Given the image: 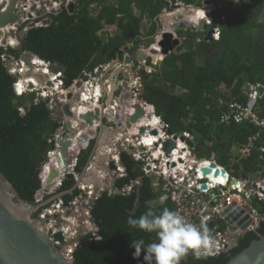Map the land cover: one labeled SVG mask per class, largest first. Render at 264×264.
<instances>
[{"label": "trees", "instance_id": "trees-1", "mask_svg": "<svg viewBox=\"0 0 264 264\" xmlns=\"http://www.w3.org/2000/svg\"><path fill=\"white\" fill-rule=\"evenodd\" d=\"M205 1L217 7L210 15L219 29V39L206 42L202 30L194 32L173 27L183 43L150 73L139 70L143 99L172 134L186 132L193 138L200 150L199 158L210 159L214 155L215 162L227 170L232 168L245 178L260 172L264 179V152L260 151L264 147V133L256 141L251 155L231 166L232 152L244 145L258 129L248 124L219 123L229 102L239 100L244 103L242 88L247 82L263 90L257 113L264 117V0H250V3L218 0L227 1L224 8L215 0H79L72 15L62 6L58 14L50 16L48 26L26 30L22 37L23 51L59 66L63 87L68 89L95 65L102 67L119 60L132 62L137 70L136 52L140 45L148 48L154 43V37L160 31L157 22L161 14L176 4L190 9L193 14L185 22H180L177 17L164 24L180 23L195 28L202 20L195 10ZM172 15L178 13H165L160 20L165 21ZM104 27H115V31L110 34L103 30ZM154 48L157 50L158 46ZM10 56L19 58L15 50L4 53L0 48V172L23 201L35 206L34 196L40 188L39 171L46 159H50L48 144L60 124L51 119L48 100L37 101L35 92L17 95L16 78L6 68ZM93 148L94 141H91L77 161L76 174L83 171ZM120 160L126 174L117 180L116 188L123 189L140 177L142 184L137 181L138 186L141 185L139 192L130 189L128 193L112 196L103 193L98 197L92 206V217L99 231L97 235L84 237L76 246L74 264H144L143 252L139 258H133L131 243L133 239L152 242L154 234L130 228L127 219L138 218L150 208L157 214L164 208L173 211L169 201L157 204L163 183L159 182L154 188L150 178L136 173L140 164L127 154H121ZM47 164V171L54 166L51 159ZM43 177L45 181L46 176ZM74 184L73 176H68L53 195L71 190ZM81 195L82 192L76 189L58 202L67 207ZM51 196L47 195L43 200ZM252 204L258 213L264 212V203L257 204L252 200ZM45 209L47 205L33 218ZM263 235L264 221L255 231L241 236L238 246L229 255L196 259L189 253L180 264H226L251 241ZM54 239L64 242L61 232L55 233Z\"/></svg>", "mask_w": 264, "mask_h": 264}, {"label": "water", "instance_id": "water-1", "mask_svg": "<svg viewBox=\"0 0 264 264\" xmlns=\"http://www.w3.org/2000/svg\"><path fill=\"white\" fill-rule=\"evenodd\" d=\"M78 1L30 0L27 2V0H0V47L11 48L9 40L13 39L16 54L19 55V60L23 62L30 73L34 66L30 60V55L23 51L22 37L26 31L24 28L27 30L36 28L37 20L40 21L41 27L48 26L51 22L50 16L58 14L62 5L72 15ZM204 3L208 4V1ZM225 6L226 3L222 4V8ZM25 9L27 12L24 11ZM184 13L185 11H181L179 15L166 18L165 21L161 22L162 26H165L164 23L168 20L180 17ZM23 18H26V20L24 21ZM214 27L213 23L204 25L202 32L205 35L204 40L206 42L211 41L210 35ZM155 38H158V40L149 47L148 54L142 49L136 52V61L142 62L145 68H150L154 64V57L160 54V59H163L174 53L183 43L176 35L174 36L173 33L168 31H160ZM155 45L159 47L160 52L154 48ZM96 68H98V65L90 67L86 72V76L92 74ZM47 71L50 76L44 71H39L37 76L30 77L35 83L37 82V86H33L29 82L27 89L46 91L47 88H53L55 81H51L50 77L57 76L61 69L59 66L52 64L47 67ZM26 75L23 73L22 78H29V74ZM57 81H62V77L57 76ZM82 84L83 79H79L75 81L71 88L66 90L61 87L59 91H54L53 95L46 99L51 111V119L60 124L63 135L58 140L56 147L53 140L48 144V150H53L56 156L53 162L54 166L50 167L48 171L45 169V166L48 167L47 163L50 162L48 158L40 168V188L34 196V202L37 205L34 206L23 201L12 184L0 172V264H74L73 252L76 246L84 237L89 234L97 235L99 231L92 217L94 202L106 191L110 196L116 193H128V190H119L115 186V180L124 173L125 166L117 155V157H114L115 154L113 153L108 155L104 149L102 151V148L106 146L107 141L112 142V139H114L113 143H120V138L124 139V136H126L122 127L130 130L137 125L139 120L145 118V104L147 103L143 99L144 89L142 87L138 90V94L135 96L136 101L130 106L129 112H123L119 107L128 105L130 102V99H126L128 95L126 92H120L116 98H112L111 96L116 88L111 85V92L108 93V95H111L106 101L100 99L99 103L90 104L89 110L83 113L79 112L80 105L83 103L80 94ZM259 91L260 93L263 92L262 89H259ZM101 92L107 95L103 83ZM129 96L130 98L133 97V93ZM162 124L160 121V125ZM161 130L166 135L172 136L170 129ZM106 133L108 134L107 141H105ZM118 134L119 138H116ZM138 134L157 137L158 130L155 128L146 130V128L141 127L138 129ZM172 139L176 140L177 136L174 135ZM178 139L181 142L185 141L190 144L183 136ZM173 140L155 143L153 147L157 150L159 144L162 148L165 146L166 149H163V152L165 155H169L176 148ZM91 141H94L93 151L83 171L76 174L72 164L78 161ZM104 152L106 153L104 154ZM114 160L117 162V171H112L111 168ZM215 166L214 163H211L210 168L202 169V174L207 175L214 168V175L220 174L224 178L226 176L225 172L223 170L219 172L215 169ZM137 172L141 173V169H137ZM43 176H46L45 181L42 180L45 179ZM68 176H73L75 182L73 188L65 193L53 195ZM76 189H79L82 195L69 205L66 212H63V206L56 211L55 204L58 201L62 202L63 196L71 194ZM201 189L206 190L207 187L202 185ZM137 190H139V187H137ZM47 195L52 196L42 203L39 202ZM46 205L47 209L50 210L49 216L46 219H40V216L45 214V211H41L38 216L33 218V215ZM77 207H80L79 211ZM231 216L225 217L224 221L230 226L236 224L241 230L238 234L231 235L233 240L230 249H233L237 247V241L244 233L253 230L247 229L251 223L247 215L240 220H237V216H232L233 218ZM86 221L89 223L88 228ZM251 225L254 229H257L260 223L258 225L252 223ZM60 230L64 233L63 243L54 241L53 236L50 234L60 232ZM226 264H264V235L251 241L245 249L231 257Z\"/></svg>", "mask_w": 264, "mask_h": 264}, {"label": "built area", "instance_id": "built-area-1", "mask_svg": "<svg viewBox=\"0 0 264 264\" xmlns=\"http://www.w3.org/2000/svg\"><path fill=\"white\" fill-rule=\"evenodd\" d=\"M240 1L242 3H249V0ZM27 2H29V0ZM205 7L208 8L207 13H210V11L214 9L212 3L206 5ZM171 9H173V7H171ZM24 11L27 12L26 9ZM23 19L24 21L26 20V18ZM206 23L215 24V27L212 29L211 38L212 40H218L219 29L216 22L212 18H208ZM35 26L36 28L41 27L40 21H37ZM24 29L27 30L26 28ZM104 67L105 66H98V68L94 69L92 74L87 76L85 74L84 77L81 78L83 79L82 89H80V94L83 101L82 106H84L81 107L83 112H85V108L89 103H99L98 100L100 99H105V102L109 95H111H108V93L111 92V87L108 84L107 78H102V74L99 72L101 70H105ZM21 70L23 69L19 67L18 72H22ZM57 76L59 77L60 74ZM57 76H51L50 80L54 82ZM26 82L27 81L24 82V86L26 85ZM19 83H17V86L20 88ZM102 83L104 87L107 88L106 91L108 96L102 94L101 92ZM140 86L141 84L139 78H135L132 80L129 92L133 93V96L135 97L138 94ZM61 87L62 82L57 81L53 88H47L46 91L40 90L37 100L45 101L49 96L53 95L54 91H59ZM24 91L25 90L23 89L19 90V94ZM242 96L245 99L243 104L240 103L239 100H232V102L227 104V112L220 116L219 123L223 125H230L232 123L237 125L248 124L256 127L258 130L256 134L247 138L244 145L240 146L236 150V158L231 156L229 159L231 166L235 165L242 159L248 158L251 155L252 150H254L256 147V141L260 138L261 134L264 133V117H260L257 113V105L260 97L259 88L255 84L247 82L242 88ZM111 97L113 98V95ZM145 106L146 108H153L148 104H145ZM160 126L161 129L167 128V126L164 124ZM62 133L63 131L61 130V133L59 134ZM162 134L164 138H166L165 141H167V139L171 136H168L163 132ZM135 135L139 134H128L125 136L124 139L127 140L126 142H123V144L126 149L127 147H130V140ZM139 136L140 138L136 142V146L133 145V147H135V150L142 148L144 150L147 149L148 147H145L142 144V141L148 135ZM185 137L188 139V137L191 136L186 134ZM177 147L178 144H176V148L173 149L169 155H164V169L158 175L159 182L163 183L162 196L159 198V200H157V202L163 204L166 201H169L173 205V211L179 212L182 216H189L191 223L197 226L201 224L206 225L212 237L214 238V254L208 257H216L224 254L230 249L231 236L230 231H228V227H236V224H233L232 226L228 225L224 221L225 217L232 215L233 217L237 216V220H240L247 215L251 220V223L254 224H257V222L259 223L261 218H264V212L258 213L257 208H255L252 204V200H256L257 204L264 203V182L260 179L257 182L250 183L248 178L251 174L245 178L243 175L235 173L232 168H229V171L232 172V175H230L228 171L225 170V168L219 166L215 162L214 155H212L209 160H202L197 157L194 149L188 148V145H184L179 148L182 151V154L179 155L181 158L179 160L180 163L176 165L177 169L173 166L172 170H170L166 166L170 165L171 161L175 158L173 153L176 151ZM158 149H162L160 144ZM260 151L264 152V149L261 148ZM131 153L133 154L134 162L143 166V170L146 175L150 174L151 172H155V166H153L155 164L151 162L155 160L154 157L151 161H145L144 159L146 158L143 154L137 153V151H133ZM211 163L216 165L215 169H217L219 172L223 170L226 176L224 178L221 177L220 174L215 176L214 168L210 170L209 174L203 175L202 169L210 168ZM148 167H150L149 169L151 170H146ZM159 182L158 180L155 182L153 185L154 188L159 186ZM202 185H205L207 189L202 190ZM249 185L250 188H248ZM193 195H196V198H194ZM209 210H211L212 214ZM215 214H218V216L214 217ZM209 218H211V220L207 221ZM217 218L220 220H217ZM221 223H224L225 225H221ZM249 228L254 230L252 225H250L247 229Z\"/></svg>", "mask_w": 264, "mask_h": 264}, {"label": "clouds", "instance_id": "clouds-1", "mask_svg": "<svg viewBox=\"0 0 264 264\" xmlns=\"http://www.w3.org/2000/svg\"><path fill=\"white\" fill-rule=\"evenodd\" d=\"M166 12L169 11H164V13ZM209 18H212L211 15ZM210 39L212 41L211 35ZM58 133H61V127L55 134ZM262 222L259 221V223ZM126 223L130 228L154 234L152 242L149 243H146L144 239L132 240L133 258H139L143 252L144 264H180L181 260L186 258L189 253L196 259L207 258L214 254V238L206 225L197 226L177 211L164 208L157 214L156 211L150 208L138 218L129 217ZM228 228L230 236L241 231L238 226ZM232 240L231 236V242ZM231 250L229 249L224 254L227 255Z\"/></svg>", "mask_w": 264, "mask_h": 264}, {"label": "rangeland", "instance_id": "rangeland-1", "mask_svg": "<svg viewBox=\"0 0 264 264\" xmlns=\"http://www.w3.org/2000/svg\"><path fill=\"white\" fill-rule=\"evenodd\" d=\"M216 1V0H215ZM217 3H219V1H216ZM249 3H250V0L248 1ZM203 4H204V2H203ZM206 5L204 4V7H205ZM202 7H203V5H202ZM175 8H177V7H175ZM208 9V8H207ZM172 10V9H171ZM165 13L163 12L162 14H161V16L160 17H162L163 15H164ZM207 16V18L206 19H202L201 20V22H199L198 23V25L197 26H195V28H193V27H190V28H188V27H185V26H183L182 24H180V23H176V24H171V25H168V26H162V20H160V21H158L157 22V24L160 26V31L162 32V31H168V32H171V33H173L174 34V36H175V31L173 30V27H183L185 30H189V31H194V32H197L198 30H202L203 29V27H204V25H206V22H207V19L210 17V15H206ZM203 18V17H202ZM213 19V18H212ZM214 20V19H213ZM110 28H112L111 29V32H109L110 34H112L113 33V30H114V27H110ZM25 30V29H24ZM115 31V30H114ZM160 31H158L157 32V34L155 35L156 37H157V35H158V33L160 32ZM205 37V36H204ZM156 40H158V38H155L154 37V43L153 44H155V42H156ZM208 42V41H207ZM152 44V45H153ZM151 46V45H150ZM149 46V47H150ZM149 47L148 48H145V46L142 44V46L140 47L139 46V49H142V50H144L145 52H146V54H148V49H149ZM13 48H15V46L14 47H9L8 49L9 50H13ZM159 48V47H158ZM138 49V50H139ZM137 50V51H138ZM210 54L211 55H213V53L212 52H210ZM161 57H155L154 59H156V60H158V62L156 63V64H158L159 62H161V60L162 59H160ZM8 59V62L6 63V68H8V72L10 73V74H12V76L13 77H15L16 78V80H15V82H17L18 80H19V78H21V72H18V69H19V67H20V61H19V58L18 59H14V58H7ZM125 62H127V61H119V63L118 64H125ZM140 62V61H139ZM156 61L154 60V63H155ZM113 64V63H112ZM111 64V66H110V68L108 69V66H105L104 68H105V70L106 71H104V70H102V75H105V77L107 78V80L109 81L110 80V82L113 80L114 81V78H116L117 79V81L120 79V81H123V80H125L126 78H127V76L124 74V73H121V71H118L117 70V73H114L113 74V76L112 75H110L113 71L115 72V69L113 68V65ZM116 65H117V63H115ZM140 64H141V66H143V63L142 62H140ZM152 67L149 69V68H146V69H143L145 72H147L148 73V71L150 70V72L153 70V67H154V65H151ZM39 68H34L33 70H32V72H30L29 73V70L28 69H26V74H29L30 76H34V75H38V73H39V71H37ZM113 71H112V70ZM13 70H15V71H13ZM133 71H136L135 69L133 70ZM38 72V73H37ZM24 73V74H25ZM37 83V82H36ZM40 83H42V82H40ZM112 83V82H111ZM105 89H107V88H105ZM18 89H16V91H17ZM67 90V89H66ZM25 92V94H23V96L24 95H26V94H29V93H32V92H35V94H36V99L38 98V96H39V91H35V90H28L27 89V91H24ZM18 93V92H17ZM38 101V100H37ZM120 107V106H119ZM124 107H122V109H123ZM115 109V108H114ZM147 118V121H145V123H147L148 121H150L151 120V118L150 117H146ZM139 124V121H138V123H137V125ZM139 126H142V125H139ZM145 126H143V128H144ZM133 129V128H132ZM132 129H130V130H132ZM122 130L124 131L125 130V135H128V134H130L129 133V131L130 130H126V129H124V127H122ZM159 133H162V132H159ZM131 134H132V132H131ZM186 134H188V133H182L181 135H175V136H177V139L176 140H173L172 138H173V136H174V134L172 135V136H170L168 139H167V141L168 140H173L174 141V143L175 144H179V143H181V144H183V145H188V146H192L191 148L192 149H195V147H196V145H195V141L193 140V138L192 137H188V139L185 137V135ZM62 134H56L55 136H54V138H56V137H60ZM107 136H108V134L106 133V140L105 141H107L108 139H107ZM181 136H183L186 140H188V142L190 143V144H187L185 141L184 142H181L178 138L179 137H181ZM53 138V139H54ZM114 139H112V142H114L113 141ZM166 141V142H167ZM145 139L142 141V144L145 146V147H148L147 149H139V150H135L134 152H136L137 151V153H141V154H143L144 156H145V158L146 159H144L145 161H151V160H153L152 158L154 157V159H156V160H158L157 161V164L156 165H153L152 163H156V161H151L152 163V165L153 166H155V172H151L150 174H148L147 176L149 177V178H151L152 179V181L155 183V182H157V180L159 181V179H158V175L161 173V171H163V169H164V167H163V165H164V159H165V157H164V152L162 151V150H156L153 146L154 145H152V146H147V145H145ZM133 144L134 145H136V142H133ZM194 144V145H193ZM119 146V147H118ZM104 147H106V148H102V151H103V149H104V151H106L107 153H110V155H111V153H113V154H115L114 155V157H119L120 158V155L121 154H127V155H129L131 158H132V160L134 161V158H133V154L131 153V152H133L132 150H131V147H127V149L124 147V144L123 143H108V144H106V146H104ZM181 147V145H179V148ZM237 152L236 151H233L232 152V157H234V158H236V154ZM156 154H159V156L157 157V156H154V155H156ZM179 154V153H178ZM117 155V156H116ZM205 159V158H204ZM114 162V164H115V166H116V161L114 160L113 161ZM76 165V164H75ZM226 170H227V168H225ZM151 170V169H150ZM153 170V169H152ZM228 171V173L230 174V175H232V172L231 171H229V170H227ZM193 173V172H192ZM258 180H260V178H259V174H257V175H250L249 176V178H248V181H250V183H252V182H257ZM248 188H250V185L248 186ZM193 197L194 198H196V195H193ZM44 200H40L39 202H43ZM38 202V203H39ZM58 204H59V202H57V204H55V206H54V208H57V206H58ZM157 204H159V202H157ZM162 204V203H161ZM83 205V204H82ZM59 207H61V206H59ZM68 208H69V206H64V208H63V212H66L67 210H68ZM79 209H80V207H77V210L79 211ZM82 210H83V208H81ZM48 209H46V211H47ZM57 210V209H56ZM46 211H45V213H46ZM48 211H50V210H48ZM210 211V213L212 214V212H211V210H209ZM44 214H42L41 216H40V218H42V219H45L44 218V216H43ZM45 216H47L46 214H45ZM215 216H218V214H215L214 215V217ZM188 221H190V217L189 216H184ZM219 218H220V216H219ZM219 218H217V220H220ZM69 220V219H68ZM211 220V218H209L207 221H210ZM71 222H73V221H71ZM87 222V221H86ZM89 227V223L87 222V228ZM61 231V230H60Z\"/></svg>", "mask_w": 264, "mask_h": 264}, {"label": "bare ground", "instance_id": "bare-ground-1", "mask_svg": "<svg viewBox=\"0 0 264 264\" xmlns=\"http://www.w3.org/2000/svg\"><path fill=\"white\" fill-rule=\"evenodd\" d=\"M227 1H225V2H219L218 4H224V3H226ZM205 4V3H204ZM204 4H203V7H201L200 9H198V10H195V14L196 15H198V16H200L201 17V19H206L207 18V16L206 15H209V14H211V12L214 10V9H216L217 7L212 3V5H213V7H214V9L212 10V11H210V13H207L208 11H207V7H204ZM208 4H210V2H208ZM208 4H205V5H208ZM218 6V5H217ZM175 7H177V8H175ZM181 11H185V13H184V15H182V16H180V17H178V20L180 21V22H185L188 18H190V16L193 14V11L192 10H190V9H187V8H184V7H182V6H177V4L176 5H174L173 6V9L172 10H170L169 12H167V13H174V12H177L178 13V15L181 13ZM203 17V18H202ZM9 43H10V46H12V47H14L15 46V42H14V40L13 39H10L9 40ZM0 48H2L3 49V51H4V53H7L8 51H9V47L8 48H3V47H0ZM13 50H15L14 48H13ZM28 53V52H27ZM29 54V53H28ZM30 55V60H31V62H32V65L34 66V68H39L37 71H44V72H46V74H48V75H50L49 73H47L48 71H47V67L48 66H50V65H52V64H50V63H46V62H44V61H41L40 59H38L37 57H35V56H33V55H31V54H29ZM19 56V55H18ZM11 57V56H10ZM3 59H5V56H3L2 57ZM163 60V59H162ZM161 60V61H162ZM20 61V60H19ZM121 62V61H120ZM113 62H111L110 64H108V66H111V64H112ZM118 63H119V60H118ZM118 63H117V65H118ZM138 64H139V67L137 68V70L136 71H133L134 70V64L132 63V62H130V63H128V62H125V68L123 67V68H121L119 71H121V73H124L126 76H127V78H131V81H130V83L128 84L129 86H131V84H132V80H134L135 78H139V81H140V84H141V86H140V88H142L143 87V85H142V82H141V80H140V77H139V74H138V72H139V70H143V69H146L145 67H144V64H143V66H141V64L139 63V62H137ZM157 62H155L154 64H152V65H154V66H156L157 64H156ZM53 65H56V64H53ZM107 66V65H106ZM103 67V66H102ZM152 67V66H151ZM150 67V68H151ZM20 68H22L23 70H21L22 72H21V78H19V79H21L23 82H25V81H27L26 82V84H28L29 82H31V84H33V86H37L36 85V83L33 81V79L32 78H30V77H32V76H30L29 75V78H26V79H23L22 78V75H23V73H25L26 72V69H28L24 64H23V62H21L20 61ZM110 68V67H109ZM149 68V69H150ZM105 71V70H104ZM30 72H32V70L30 71ZM100 73H102V70L101 71H99ZM38 73V72H37ZM148 73H150V70L148 71ZM60 74V76L62 77V73L60 72L59 73ZM12 75V74H11ZM25 75H26V73H25ZM27 76V75H26ZM34 76H37V74L36 75H34ZM33 76V77H34ZM17 81L16 83H15V91H16V89H18L17 91H16V93H17V95H23V94H25V92H21L20 94H19V90H25V91H27V86L25 85L24 86V83L22 82V81ZM108 81V80H107ZM114 81L115 82H117V84H119V85H121L122 83H123V81H120V79L117 81V79H114ZM113 80L111 81L112 83L114 82ZM62 82V81H61ZM110 82V80L108 81V84L111 86L112 85V83ZM17 83H19L20 84V88L17 86ZM57 83V78H56V80H55V84ZM74 83H75V81H74ZM73 83V84H74ZM73 84H72V86H73ZM71 86V87H72ZM62 87H63V83H62ZM70 87V88H71ZM139 88V89H140ZM65 89V88H64ZM69 89V88H68ZM99 101V100H98ZM130 102L128 103V105H126L125 106V109H123L124 111H128L129 112V108H130V106L132 105V103L133 102H135L136 100L135 99H130L129 100ZM92 103V102H91ZM91 103H89L88 104V106H86V110H85V112H87L88 110H89V105L91 104ZM94 104V103H93ZM95 104H97V103H95ZM83 105V103L80 105V108H79V112H83V109L81 108V107H84V106H82ZM147 109H151L152 111H153V114H154V110H153V108H146L145 109V112H146V110ZM151 110H148V111H151ZM84 113V112H83ZM147 115V114H146ZM155 115V114H154ZM158 118V117H157ZM144 118H142V121L140 122V124L139 125H142V126H139L138 128H141V127H143V126H145V128H148L149 130H150V128H155L156 130H158V136L157 137H155V136H150V135H148L147 137H145V145H147V146H152V145H154L155 143H158V142H160V141H162V139H164V136H162V134L161 133H159V127H157V125H158V120L159 119H156V118H151V120L150 121H148L147 123H145V121H147L146 119V116H145V119L143 120ZM140 121V120H139ZM136 126V125H135ZM134 126V127H135ZM137 129V128H136ZM138 130V129H137ZM131 132H135L134 131V129H133V131L132 130H130L129 131V133H131ZM63 135V134H62ZM62 135L60 136V137H56V138H54V139H52L53 140V142H54V146L56 147L57 145H58V140L62 137ZM158 141V142H157ZM180 144V143H179ZM179 144H178V147H179ZM178 149V148H177ZM52 151V152H51ZM50 152H49V154H48V156L50 157V159H51V161L52 162H54V158H55V156H56V154H54L53 153V150H51ZM106 153V152H105ZM106 154H108V155H110V153H106ZM112 154V153H111ZM182 154V153H181ZM181 154H178V153H173V155L174 156H176V155H181ZM154 156H159V154H156V155H154ZM172 158V157H171ZM175 159V158H174ZM200 159H202V160H205L204 158H200ZM176 162H177V160H176ZM75 164H77V162H75L74 164H72V166H73V169L75 168ZM177 165V164H176ZM175 165V166H176ZM168 169H170V170H172V168L173 167H168V165L166 166ZM103 195V194H102ZM71 204V203H70ZM69 204V205H70ZM59 206H63L61 203H59L58 204V206L57 207H59ZM61 207H59V208H61ZM63 208H64V206H63ZM55 210H56V208H55ZM44 211H46V209L44 210ZM45 214L47 215V216H45ZM43 216H44V218L46 219L48 216H49V214H50V212L47 210L46 211V213H45ZM84 214V213H83ZM83 217H84V215H83ZM40 219H42V218H40ZM68 222H69V220H68ZM73 223V222H72ZM61 232V231H60ZM56 233H58V232H56ZM62 233V232H61ZM55 234V233H54ZM63 234V233H62ZM54 241H56L55 239H54ZM57 242V241H56Z\"/></svg>", "mask_w": 264, "mask_h": 264}, {"label": "flooded vegetation", "instance_id": "flooded-vegetation-1", "mask_svg": "<svg viewBox=\"0 0 264 264\" xmlns=\"http://www.w3.org/2000/svg\"><path fill=\"white\" fill-rule=\"evenodd\" d=\"M28 1V0H27ZM30 1V0H29ZM38 21V20H37ZM11 58V57H10ZM135 60H136V55H135ZM130 81H131V78H126L124 81H123V83L121 84V85H119V84H117V82H113L112 83V86L113 87H116V89H115V92H114V94H113V98L115 97H117L118 96V94L120 93V92H129L130 91V86L128 85L129 83H130ZM126 86V87H125ZM111 87V86H110ZM128 94V96H129V94H131V93H127ZM128 96H127V100L128 99H135V97L133 96H131V98H130V96H129V98H128ZM122 107H124L123 109H125V105H123V106H121L120 107V110L121 111H123V112H127V111H124L123 109H122ZM148 110H151V109H147L146 110V117H150V118H152V116L154 115L153 114V111H148ZM155 116V115H154ZM156 117V116H155ZM157 118V117H156ZM145 119V118H144ZM143 119V120H144ZM158 119V118H157ZM147 120V119H146ZM142 121V119L139 121V124H140V122ZM138 124V125H139ZM138 125H136L135 127L133 126L132 128L134 129V131L135 132H132V134H136V133H138V130L137 129H139L138 127ZM157 127H159V132H161V126H160V122H159V120H158V125H157ZM131 128V129H132ZM137 128V129H136ZM145 128V127H144ZM133 129H132V131H133ZM146 130H149L148 128H146ZM125 131V130H124ZM126 133V132H125ZM131 134V133H130ZM162 134V133H161ZM162 136H163V134H162ZM139 138H140V136L139 135H135L134 137H132V139L130 140V142H131V145H130V147H131V150L132 151H135V147H133V142H137L138 140H139ZM166 140V138H164V140L162 139V142H166L165 141ZM161 142V141H160ZM179 145H181V147L182 146H184L183 144H179ZM134 146H136V145H134ZM180 147V148H181ZM191 147L192 146H189L188 148L189 149H191ZM178 149H176V151H175V153H179V154H181L182 153V151L179 149V147H177ZM163 149H166L165 148V146L161 149L162 151H163ZM157 150H158V148H157ZM199 149L198 148H196L195 147V149H194V152H196V155L199 153ZM164 154V153H163ZM165 155V154H164ZM198 157V156H197ZM181 158L179 157V155H176L175 156V159H173L172 161H171V164L170 165H168V167H173L172 165L174 164V167L177 169V167L175 166L176 164H178V163H180L179 162V160H180ZM176 160H177V162H176ZM154 161H156V159L154 160ZM155 165L157 164V161H156V163H154ZM113 166H114V169H112V171H117L116 170V166H115V164L114 163H112L111 164V168H113ZM141 169V173H138L137 172V169ZM150 167H148V168H146V170H150L149 169ZM136 173L137 174H139L140 176L143 174L144 176H147L145 173H144V170H143V166H137V168H136ZM125 174H126V171H124V173L120 176V177H118L116 180H115V186H116V182H117V180L118 179H120L121 177H123V176H125ZM148 177V176H147ZM149 178V177H148ZM151 179V178H150ZM137 181L138 182H141L142 180H141V178L140 177H138L137 179H135V180H132L131 181V183L129 184V185H127V186H125V188H123L124 190H130V191H132L133 189H136L137 190V187H139V189H140V186H138V184H137ZM151 181H152V179H151ZM159 182V181H158ZM152 183H153V185L155 184L153 181H152ZM142 184V183H141ZM154 187V186H153ZM119 190H121V189H119ZM138 192H139V190H137ZM104 193H108L107 191L106 192H104ZM109 194V193H108ZM110 195V194H109ZM261 221H264V218H261ZM259 223L257 222V224L256 225H258ZM61 232H62V230H61ZM52 236H53V238H54V233L52 234V233H50ZM64 234V233H63ZM238 242V241H237ZM238 244V243H237ZM238 246V245H237ZM230 253V252H229ZM229 253L227 254V255H229Z\"/></svg>", "mask_w": 264, "mask_h": 264}, {"label": "crops", "instance_id": "crops-1", "mask_svg": "<svg viewBox=\"0 0 264 264\" xmlns=\"http://www.w3.org/2000/svg\"><path fill=\"white\" fill-rule=\"evenodd\" d=\"M111 29H112V28H110V27H104L103 30H104L105 32H108V33H109V32H111ZM114 30H115V27H114ZM114 30H113V32H114ZM157 50L160 52V49H159V48H158ZM157 57H161V55L159 54V56H157ZM154 58H155V57H154ZM154 58H153V59H154ZM154 60H155L156 62H158V60H156V59H154ZM115 63H118V60L113 61V64H112V65H113V68L115 69V72L111 69L113 72H112L110 75H112V76H113L114 73H117V70L119 71L121 68H123V67L125 68V67H126L125 64H118V65H116ZM108 69H109V67H108ZM105 71H106V70H105ZM101 76H102V78H105V75H101ZM114 79H116V78H114ZM21 81H22V80H21ZM22 82H23V81H22ZM23 83H24V82H23ZM114 83H115V81H114ZM26 86H27V84H26ZM126 94H127V93H126ZM127 95H128V94H127ZM120 107H121V106H120ZM151 111H152V110H151ZM152 118H156V117L153 115ZM156 119H157V118H156ZM58 134H59V133H58ZM124 137H125V136H124ZM116 138H119V134L116 136ZM120 139H121L120 143L126 142V140H127V139H123L122 137H121ZM108 143H112V142H108V141H107L106 144H108ZM104 148H106V147H104ZM262 148L264 149V147H262ZM260 149H261V148H260ZM104 154H105V152H104ZM69 164H70V163H69ZM258 174H259V178L264 182L263 175H261L260 172H259Z\"/></svg>", "mask_w": 264, "mask_h": 264}]
</instances>
